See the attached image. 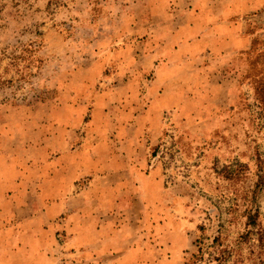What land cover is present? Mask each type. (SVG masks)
<instances>
[{
  "label": "rangeland",
  "instance_id": "rangeland-1",
  "mask_svg": "<svg viewBox=\"0 0 264 264\" xmlns=\"http://www.w3.org/2000/svg\"><path fill=\"white\" fill-rule=\"evenodd\" d=\"M125 1L0 0V194L46 154L85 137L94 144L133 135L114 131L139 107L132 65L142 10ZM123 13L126 22L113 19ZM256 15L248 32L261 48L264 12ZM234 59L228 80L186 85L182 112H163L158 137L141 124L142 157L163 189L149 221L141 214L136 223L134 247L143 252L155 240L156 264H264V112L246 77L251 58L241 51ZM111 78L112 94L102 97ZM102 99L111 100L110 117L99 112Z\"/></svg>",
  "mask_w": 264,
  "mask_h": 264
},
{
  "label": "crops",
  "instance_id": "crops-1",
  "mask_svg": "<svg viewBox=\"0 0 264 264\" xmlns=\"http://www.w3.org/2000/svg\"><path fill=\"white\" fill-rule=\"evenodd\" d=\"M124 3L142 10L135 28L142 40L132 65L133 101L139 107L125 112L127 122L114 125V131L133 135L94 144L85 137L72 149L37 159L19 178L10 179V189L0 194V264H156L155 240L143 252L134 247L135 225L141 214L149 221L163 189L154 164L148 170L142 157L141 124L149 123L152 137H158L165 127L163 112H182L189 82L219 84L233 76L234 58L249 48L248 31L256 14L264 12V0ZM114 18L126 22L129 16ZM97 64L108 66L106 61ZM147 66L152 76L141 92ZM111 80L106 79L102 97L110 98ZM96 105L92 118L98 113ZM100 105L102 116L110 117L111 100ZM145 253L143 262L135 259Z\"/></svg>",
  "mask_w": 264,
  "mask_h": 264
},
{
  "label": "trees",
  "instance_id": "trees-1",
  "mask_svg": "<svg viewBox=\"0 0 264 264\" xmlns=\"http://www.w3.org/2000/svg\"><path fill=\"white\" fill-rule=\"evenodd\" d=\"M258 38L251 40L248 50L244 51L251 58L252 65L247 70L246 77L254 87V97L260 109L264 112V47H258Z\"/></svg>",
  "mask_w": 264,
  "mask_h": 264
}]
</instances>
